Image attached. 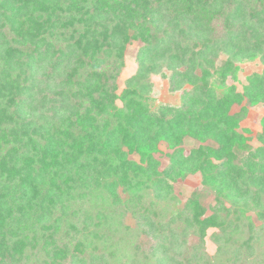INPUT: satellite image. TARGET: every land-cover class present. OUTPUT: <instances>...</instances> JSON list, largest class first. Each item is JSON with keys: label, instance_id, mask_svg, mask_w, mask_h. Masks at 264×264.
Segmentation results:
<instances>
[{"label": "trees", "instance_id": "trees-1", "mask_svg": "<svg viewBox=\"0 0 264 264\" xmlns=\"http://www.w3.org/2000/svg\"><path fill=\"white\" fill-rule=\"evenodd\" d=\"M133 41L142 44L137 68L118 92ZM256 57L263 70L242 92L215 93L213 75L224 79L235 61ZM165 69L181 104L153 107L150 77ZM258 102L264 0H0V264H113L112 250L100 249L109 218L94 201L104 192L119 204L118 186L137 194L154 264H263L245 213L253 209L264 232V117L258 146L237 131ZM185 137L200 144L186 152ZM159 141L174 148L163 172ZM182 170L200 171L216 204L209 211L194 194L184 212L160 220L143 194L167 199L168 178ZM64 215L96 237L64 232ZM210 228L214 260L205 252Z\"/></svg>", "mask_w": 264, "mask_h": 264}, {"label": "rangeland", "instance_id": "rangeland-1", "mask_svg": "<svg viewBox=\"0 0 264 264\" xmlns=\"http://www.w3.org/2000/svg\"><path fill=\"white\" fill-rule=\"evenodd\" d=\"M141 42L133 41L129 43L124 52V64L121 72L118 76L117 83L119 85L118 92L125 86V80L136 71L137 61L136 55L141 46ZM225 58V55H220L217 58V65ZM236 71L233 74L228 75L222 79L218 75H213L210 79V84L214 89L215 93L222 94L228 92L231 88H234L236 92H242L243 86L247 82L248 75L253 72L261 73L263 70V64L258 57L254 59H245L235 61ZM165 75L152 74L150 80L152 82V88L149 93L151 103L153 107H157L160 104L180 105L181 104V89L172 90L169 85L168 77L169 71L165 69ZM190 85H185L184 88H188ZM264 117V102H258L254 105H247V111L245 115L239 121L237 128L238 132H243L244 135L249 137L248 143L252 146H258L260 144L257 140L256 133L261 128V118ZM203 143L214 144L207 140ZM200 144L198 139L192 137H185L181 146L187 151L192 147ZM158 150L154 152L153 156L158 161L157 169L163 172L168 166L171 165L170 153L173 149L165 141H159ZM128 159L138 161L139 156L137 154H128ZM169 184L171 185L167 199H160V197H153L143 194L141 204H147L150 208V214H155L160 220L167 219L174 213L183 212L186 210L187 200L194 194H197L199 201L207 207L210 211L211 206L216 204L214 191L205 186L202 182V175L200 171H187L182 170L178 174H173L172 177L168 178ZM117 191L119 193L120 203L112 205L109 203V199L105 198L104 192H100L96 195L95 203L98 206L104 204L107 218L109 223L107 227L101 230V250L105 251L108 255L112 250L110 259L113 264H154V258L151 254V245L153 243L150 237H146L142 231V225L137 220L135 212H137L138 203L136 201V192L131 191L130 186H118ZM99 192V191H98ZM77 206V203L74 202ZM228 206L230 203H226ZM148 212V213H149ZM138 213V212H137ZM245 215L250 216L252 223L257 229V238L254 242L255 253L260 258V262L264 264V232H261L258 228L261 226V221L258 219L253 209H248ZM63 218H66L65 215ZM173 218H169L170 221ZM66 223L71 226H63L64 232L69 235L76 233L82 238L84 242L92 240L94 235L95 227H90L92 231H88L86 234L81 230V225L71 218L67 217L64 219ZM78 225V230H74ZM216 232L215 229L210 228L207 230L205 237V252L207 256L214 260L218 256V248L211 239V234ZM100 233V231H99ZM98 233V234H99ZM65 235V238H69V235ZM104 234H108L109 240H103ZM63 237V238H64ZM134 242H137L134 243Z\"/></svg>", "mask_w": 264, "mask_h": 264}]
</instances>
